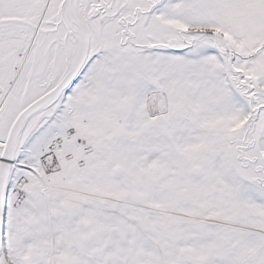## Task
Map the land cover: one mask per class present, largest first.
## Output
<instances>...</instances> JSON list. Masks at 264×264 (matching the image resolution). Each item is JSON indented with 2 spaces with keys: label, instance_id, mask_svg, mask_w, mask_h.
<instances>
[{
  "label": "snow or ice",
  "instance_id": "6c2138e0",
  "mask_svg": "<svg viewBox=\"0 0 264 264\" xmlns=\"http://www.w3.org/2000/svg\"><path fill=\"white\" fill-rule=\"evenodd\" d=\"M0 264H264V0H0Z\"/></svg>",
  "mask_w": 264,
  "mask_h": 264
}]
</instances>
